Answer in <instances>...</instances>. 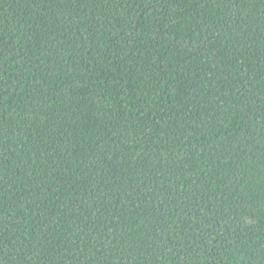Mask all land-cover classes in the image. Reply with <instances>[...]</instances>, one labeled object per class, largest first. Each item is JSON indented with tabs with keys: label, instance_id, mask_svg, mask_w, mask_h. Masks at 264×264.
I'll return each instance as SVG.
<instances>
[{
	"label": "trees",
	"instance_id": "16d2710c",
	"mask_svg": "<svg viewBox=\"0 0 264 264\" xmlns=\"http://www.w3.org/2000/svg\"><path fill=\"white\" fill-rule=\"evenodd\" d=\"M0 264H264V0H0Z\"/></svg>",
	"mask_w": 264,
	"mask_h": 264
}]
</instances>
